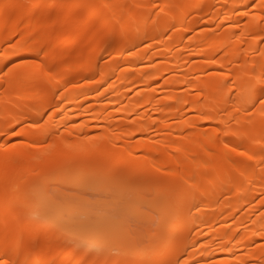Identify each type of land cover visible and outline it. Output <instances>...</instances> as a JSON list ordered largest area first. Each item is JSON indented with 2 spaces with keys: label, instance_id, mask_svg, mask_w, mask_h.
<instances>
[{
  "label": "bare ground",
  "instance_id": "obj_1",
  "mask_svg": "<svg viewBox=\"0 0 264 264\" xmlns=\"http://www.w3.org/2000/svg\"><path fill=\"white\" fill-rule=\"evenodd\" d=\"M0 264H264V0H0Z\"/></svg>",
  "mask_w": 264,
  "mask_h": 264
}]
</instances>
